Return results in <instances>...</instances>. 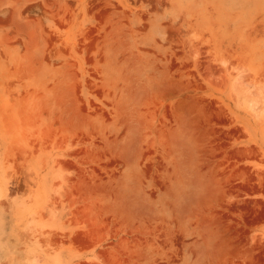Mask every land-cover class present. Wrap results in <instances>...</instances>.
Segmentation results:
<instances>
[{
  "label": "rangeland",
  "instance_id": "1",
  "mask_svg": "<svg viewBox=\"0 0 264 264\" xmlns=\"http://www.w3.org/2000/svg\"><path fill=\"white\" fill-rule=\"evenodd\" d=\"M0 264H264V0H0Z\"/></svg>",
  "mask_w": 264,
  "mask_h": 264
}]
</instances>
